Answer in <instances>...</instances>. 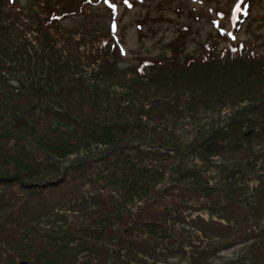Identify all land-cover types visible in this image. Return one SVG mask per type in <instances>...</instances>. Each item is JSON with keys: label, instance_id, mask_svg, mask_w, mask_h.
Returning <instances> with one entry per match:
<instances>
[{"label": "trees", "instance_id": "16d2710c", "mask_svg": "<svg viewBox=\"0 0 264 264\" xmlns=\"http://www.w3.org/2000/svg\"><path fill=\"white\" fill-rule=\"evenodd\" d=\"M33 28L23 25L24 33L16 40L19 43H12L11 35L3 34L8 42L5 47L7 56L3 53L2 57L7 61L18 60V65L11 68L15 69L19 86L0 94V120L15 125L14 117L17 116L15 132H11L16 135L13 143L16 147L31 144L27 135L34 126H39L43 132L63 135L64 143L35 135L31 145L43 153L40 154L45 161L42 167L35 163L41 159L36 160L33 155L21 157L17 149L10 153V157L4 155L5 162H18V171L0 174V185H3L0 188V264L1 261L5 264H166L162 257L168 256L172 247H167L160 238L169 240L184 235L188 233L184 227L192 229L191 235L198 234L204 239L200 226L227 229L229 221L225 218L220 220L216 214L212 219L197 214L192 217L195 218L192 223L198 225L192 227L181 216L178 226L169 227L152 216L142 219L140 213H134L142 206L140 211L150 206L148 202L153 199V190L157 195L160 192L166 196L167 187L174 186L177 187L175 196L178 198L179 191L200 192L199 186L192 185L189 180L205 178V182L210 181L207 169L191 162V157L185 155L194 154L210 164L225 168V161L219 160L217 154L227 148L242 155L235 162L231 158L229 162L234 167L252 166L258 162L262 149L261 164L264 166V42L259 48H254L250 42L243 49L235 48L236 45L224 46L220 50L222 54L213 50L202 53L205 47L202 45L191 56L141 57L135 64L136 68L134 65L132 68L133 83L109 85L105 100H99V109L93 104L91 113L99 111L97 122L93 120V123H98V131L93 132L87 128L91 120L85 119L77 108L72 109L74 113L66 109L65 98L69 97L70 105H81L83 100L91 97L80 95L103 91L102 84L91 80L98 73L96 55L99 54L106 65L117 64L116 45L113 40L99 39L93 47L94 37L80 35L73 39L69 34L51 37ZM83 32L88 33L89 30ZM27 33L29 36L25 35ZM0 44L5 45L3 37ZM12 45L16 49L15 58L8 55ZM77 46H86L90 50H78ZM65 67L73 69L80 82L70 81L69 86H55L53 81L62 83L65 79ZM2 76L0 72V78ZM139 81L142 86L137 88ZM206 84L214 85L210 86L208 94L199 90ZM229 85L236 88L226 91L224 88ZM116 87L120 90H115ZM146 91L148 93L144 94ZM224 92L229 95L222 98L225 103H220L216 98H221ZM139 93L144 95L141 97ZM32 94H35V100L30 96ZM1 95L14 97L16 101L14 104L5 102ZM45 98L52 102L41 103ZM49 106L56 110L47 113ZM63 107L66 111H60ZM197 112L210 115L213 120L199 122L200 118H197L184 124V114ZM218 115L224 119L223 122H215ZM147 123L151 126V133L146 138L139 137V125ZM247 127L249 130L246 131ZM122 132L134 133L131 141H123ZM186 136H190L189 140L182 143ZM97 163L102 182L95 185V178L91 181L87 178L86 185L91 187L86 186L81 194L82 198H89L87 206L73 210L70 206L73 200L65 196L73 194L72 188L76 186L71 185L67 171ZM40 168L55 175L46 177L44 172V177L36 175L37 172L41 174ZM262 169L253 175L257 184L264 183ZM24 175L37 178L27 182L21 177ZM242 177L251 178L252 175L246 172ZM66 180L68 191L58 188L57 198H54V193L49 197L43 192L46 189L52 191L53 187L64 184ZM77 180L82 182L84 178L78 176ZM163 180L167 184L165 188L161 187ZM80 186L76 192L80 191ZM94 186L101 189L99 196L113 199L109 201L114 206L113 212L99 218L81 216L89 208L94 212L98 194ZM222 189L223 184L215 182L213 187L203 191L202 197H207V202L214 194L220 196ZM114 190L121 193L112 194ZM35 194L41 196L35 198ZM55 206L58 210L69 208L74 213H66L64 220L51 224L53 231L61 229L64 233L60 240L39 243L40 237H35L36 223L47 222L50 219L46 217L47 212L55 211ZM204 207L208 206L198 205L197 209ZM69 214L78 217L79 224L75 229L69 223ZM121 219L128 220L120 223ZM93 222L97 223L96 227H91ZM106 228L111 233L103 238ZM77 229L90 231L82 236L76 232ZM233 241H226L210 250L205 246L197 247V255L189 258V264H205L202 259ZM79 254L82 260H78ZM238 261L235 259L229 264H239ZM254 261L255 258L252 264Z\"/></svg>", "mask_w": 264, "mask_h": 264}, {"label": "rangeland", "instance_id": "374dc122", "mask_svg": "<svg viewBox=\"0 0 264 264\" xmlns=\"http://www.w3.org/2000/svg\"><path fill=\"white\" fill-rule=\"evenodd\" d=\"M50 0H14L12 3H6L4 0H0V32H5L10 34V38L14 41L12 43H19L18 38L22 36L24 33L22 24L18 21L17 17L24 15L26 17V21L31 22V26H34L35 23H39V19L43 17V9L38 5L39 2H49ZM54 3L59 0H51ZM66 3H63L61 6L57 8V10L63 9L70 10L71 7H75L77 2H73L70 0H62ZM242 1L244 5L242 6L241 12V3ZM152 2V3H151ZM87 8L79 13L78 11L74 14L71 12L70 14L64 16L63 19L59 20L60 29L66 31L69 34H73L76 37V32L80 31L79 34L85 35L86 37L93 38V47H95V37L97 34L103 35L104 30L109 28L110 33L114 36L118 46L121 51V61H117V64L114 65H106L101 60L99 54L96 55V67L98 69V73L96 77H91V80H97L99 84H102L103 91L98 93H85V97H91L90 99L83 100L82 104L79 105L75 103V105H70L69 97L65 98V107L66 109L74 113L75 111L72 109L77 108L78 112L84 114V118L88 121L91 120V123L87 126L88 130H92L93 132L98 131V123H93V120L97 122V115L99 111L93 112L92 106L95 105L99 109V100H105V91L111 84H127L133 83V69L132 66L137 63L138 59L141 56L151 57L154 55H161L162 57H173L176 58L183 57L185 55L191 56L199 47L197 44L202 43L204 41L208 42V48L216 51L221 46L225 45L226 40H222L219 37L214 38L216 33H221L226 36V39L229 41H235L250 38V40H254L257 38H261L264 36V0H92L91 5L84 3ZM237 5H239V11H237ZM136 23L140 25V30L136 29ZM17 24V25H16ZM86 28V29H85ZM83 30H89L88 33L83 32ZM29 36V34H25ZM103 36L100 37L102 39ZM4 40V50L6 51L7 39L3 37ZM250 42V41H249ZM55 46V45H54ZM76 49L87 51L90 50L89 47L86 46H77ZM16 49H13V45L8 54L9 57L15 58ZM3 53L0 54V72L3 73L2 78H0V94H2L6 90L12 91L11 87H14L15 84L18 83L16 80L15 69L13 68L18 65V60L11 59V61H5L2 57ZM23 62H25L23 60ZM242 64H239V66ZM13 67V68H11ZM234 68H237L234 66ZM66 72L64 76L65 79L60 81H53L55 86L67 85L69 86L70 81L80 82L78 78L74 75L73 69H68L67 67L63 68ZM63 84V85H62ZM142 86V82L139 81L137 83V88ZM210 86H214L211 84H206L205 86L199 88V90L207 91L206 94L210 91ZM221 90L230 91V89H234V86H227V88L218 86ZM224 88V89H222ZM115 90H120L119 87H116ZM27 94V92H24ZM148 93L146 91L144 94ZM140 94V93H139ZM144 94H140L141 97ZM229 93L224 92L223 96L219 99L220 103H225L222 98L226 97ZM2 96V95H1ZM30 96H34L32 94ZM98 96V98H96ZM3 101L11 102L14 104L16 99L14 97L2 96ZM215 98V97H213ZM33 100V102H34ZM47 100L52 102V100L45 98L41 103H46ZM21 103H23L20 100ZM6 105V104H5ZM17 110V109H15ZM56 109L53 106H49L46 111L47 113L54 112ZM60 111H66L63 107ZM18 114V110H17ZM93 114L95 115L93 117ZM15 118V125L16 119ZM199 122H203L204 120H213V117L207 115L203 112H197L194 115L184 114L182 120L184 124H186L189 120H197ZM224 119L218 115V120L215 122H223ZM15 125H12L7 122H3L0 120V174L9 175L13 171H18V162L14 164L12 162H5V157H10V153L15 151L16 149L20 151L21 157L33 155V158L41 161H37L35 163L38 166H44V157L43 154L39 152L36 148H34L33 142L35 135H42V137L48 139H57L55 142L64 143L62 140L63 135H54L51 132H43V129L39 126H34L33 131L27 135V141L31 144H26L24 147L22 145H13L15 141V136L11 132H15ZM151 126L149 123L146 125H139V137L146 138L151 133ZM12 129V131H10ZM252 129V128H251ZM249 130L248 127L246 131ZM191 133V132H189ZM123 141H131L134 133L132 132H122ZM61 138V140H59ZM92 137H89L91 139ZM190 136L184 137L182 143H186L189 140ZM93 151H87V153ZM233 154V156H231ZM217 156L220 159L225 161V168L223 172L225 175L228 171L233 170L234 166L230 164V160L233 157L234 162L242 157L239 151L232 149H223L218 152ZM46 157V155H45ZM49 157V156H48ZM263 157V154L259 155V160ZM75 159V158H73ZM194 161L201 162L199 157H194ZM208 164V162L204 163ZM210 167H214L215 165L210 164ZM242 170H248V168H241ZM41 174L37 172L36 175H42L45 173L46 177L54 176V173H50V171L40 168ZM44 172V173H43ZM67 174V178H71V185L76 186V188H72L71 195L65 196V198L69 200H73L70 203L71 208L77 209L78 207L87 206V200L89 198H82L81 194L85 192L86 186L89 188L90 185H86V179L90 181L95 178L96 184L99 185V182H102V179L99 178V163L91 164L87 167L77 168V169H69ZM78 176H82L84 181L79 182L77 180ZM24 181L34 180L37 177L34 175L30 178H27L25 175L21 176ZM44 177V176H43ZM42 177V178H43ZM168 181L167 183H169ZM78 185L80 186V191L78 190ZM106 185V184H105ZM117 185V184H116ZM167 185V184H166ZM163 184L161 187L166 186ZM251 185V183H249ZM67 180L64 184H59L56 187H53L52 191H48L46 189L45 193L47 196L51 197L54 193V198H57L59 195L57 193V189L60 188L62 191H68L67 189ZM3 185H0V188ZM12 187V185H11ZM95 191L98 192L96 194L97 198L95 201L96 206L94 208V212L92 209L86 210L84 214L81 216H91L94 218H99L102 214H109V212H113L114 206L109 202L113 199H109L110 197H102L99 196L101 189L94 186ZM15 188V185L12 187ZM179 188V187H178ZM107 189H112V187H107ZM177 187L169 186L167 187V191L165 192L167 195L164 196L153 190L151 195L153 199L148 202L150 206L144 208L142 211L136 210V213H140V218H148L152 216L157 222H162L163 224L169 227H175L179 225V222L182 220V214L187 216L188 214L194 216L196 212H191L190 210H195L198 207L195 205H203L202 203L197 202V197L191 192H182L179 191L178 194L186 195L187 199L182 200L183 196L178 199L175 196ZM181 189V187H180ZM19 191H27L20 189ZM120 191L114 190L112 194H119ZM35 198H39L41 195L35 194ZM243 197V196H242ZM244 198V197H243ZM245 199V198H244ZM248 203H252L254 201L253 197L246 198ZM100 202V203H99ZM55 211L49 210L46 217L50 218L47 222L39 221L37 227L35 228V237H40L38 239L39 243H53L61 239L64 235L62 230L53 231L51 229V224L56 221L64 220L66 213H72L73 211L69 208L58 210L57 206L54 207ZM153 210V211H151ZM201 211V210H198ZM197 211V212H198ZM74 213V212H73ZM132 217L137 220V218ZM69 223L72 229L79 224L77 215L69 214ZM78 215H80L78 213ZM128 216V213H126ZM188 217V216H187ZM44 219H42L43 221ZM128 220V219H127ZM127 220H120V223H124ZM195 218H187L186 223L188 225L197 226L198 223H192ZM97 223L93 222L91 227H96ZM183 229L187 230L188 233L180 234L176 238H172L169 240H164L160 238L163 242H165L166 246L172 247L170 249V253L166 257H162L163 260L166 261V264H188L190 257H195L197 255L198 250L197 247L205 246L206 249L210 250L212 247L211 243H217L218 241H222L221 239H216L208 235V233L218 234V235H227L226 227L213 228L209 229L206 226H200V230L203 233V236L206 238L199 236L198 234H192V229L190 227H184ZM90 230L79 231L82 236L87 235ZM56 233H59L57 235ZM111 233V230L106 228L103 234V238ZM42 234V235H41ZM41 235V236H40ZM165 237V236H164ZM181 237V238H179ZM232 240L240 239V236L231 233ZM72 238L75 239V236L72 235ZM182 239L180 241H177ZM206 240V241H205ZM105 243L104 241H100ZM210 242V244L208 243ZM218 246V245H217ZM162 247V246H161ZM209 247V248H208ZM239 243L233 244L227 247L224 250L217 251L218 255H214V252L209 255L206 259H202L201 261L205 264H229L232 263L233 260L229 262V257H233L236 252H238ZM173 251L176 253H173ZM255 258V264H264V230L256 235V237H252V241L245 245V252L240 254L237 258L239 264H252V259ZM83 257L81 254L78 255V260H82ZM1 264H5L4 261H1Z\"/></svg>", "mask_w": 264, "mask_h": 264}, {"label": "snow or ice", "instance_id": "6c2138e0", "mask_svg": "<svg viewBox=\"0 0 264 264\" xmlns=\"http://www.w3.org/2000/svg\"><path fill=\"white\" fill-rule=\"evenodd\" d=\"M240 9H239V5H237V11H239Z\"/></svg>", "mask_w": 264, "mask_h": 264}, {"label": "bare ground", "instance_id": "6f19581e", "mask_svg": "<svg viewBox=\"0 0 264 264\" xmlns=\"http://www.w3.org/2000/svg\"><path fill=\"white\" fill-rule=\"evenodd\" d=\"M152 3V2H151Z\"/></svg>", "mask_w": 264, "mask_h": 264}]
</instances>
